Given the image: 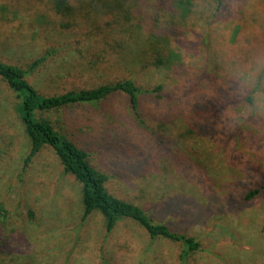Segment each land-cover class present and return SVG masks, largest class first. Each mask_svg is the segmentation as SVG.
Instances as JSON below:
<instances>
[{
  "label": "rangeland",
  "instance_id": "obj_1",
  "mask_svg": "<svg viewBox=\"0 0 264 264\" xmlns=\"http://www.w3.org/2000/svg\"><path fill=\"white\" fill-rule=\"evenodd\" d=\"M108 1L129 14L127 25L165 42L163 64L133 73L149 87L160 84L161 96L142 97L139 117L117 93L44 116L64 132L68 126L78 129L66 134L81 138L77 144L90 163L109 175L105 186L111 194L200 241L189 264H264V188L252 199L242 197L264 179V118L240 116L247 89L232 78L235 64L264 51L261 0H226L216 14L206 0ZM233 4L239 6L236 13L229 11ZM18 14L0 27V57L27 61L46 48L44 17L28 8ZM79 42L50 57L33 84L43 91L84 84L86 75L73 78L78 48L88 46ZM230 85L240 94L232 96ZM217 98L224 102L214 118L187 124L194 107ZM15 105L14 93L0 79V264L26 257L32 264H179L177 243L150 239L130 220L110 233L97 212L80 220L79 185L50 147L22 172L29 140ZM168 110L166 115L180 113L169 119L163 116ZM160 138L156 159L152 150ZM172 154L185 160V170Z\"/></svg>",
  "mask_w": 264,
  "mask_h": 264
},
{
  "label": "trees",
  "instance_id": "obj_2",
  "mask_svg": "<svg viewBox=\"0 0 264 264\" xmlns=\"http://www.w3.org/2000/svg\"><path fill=\"white\" fill-rule=\"evenodd\" d=\"M261 3L264 6V0ZM225 6L226 0H220L217 11ZM23 8H28L35 16L44 17L42 32L46 48L39 47L35 57L27 61L0 57V79L15 95L17 123L29 140L22 172L27 169L35 154L42 148L50 147L62 165L63 172L79 185L80 220H86L97 212L103 219L107 233L112 232L119 222L130 220L142 227L150 239L162 238L177 243L179 250L176 259L179 264H189L194 254L201 249L200 241L169 222L155 220L140 205L111 194L105 186L109 175L90 163L89 153L77 144L81 138L70 139L67 136L78 134V129L68 126L64 132L44 116L52 111L95 104L117 93L126 98L130 109L139 117L141 98L149 93L160 97L161 85L147 86L140 76L133 74L134 70L163 64L166 60L165 42L159 37L153 38L140 32L133 25H127L129 14L108 0H0V27L6 22L17 20L18 12H22ZM68 33L75 37H68ZM79 40L86 42L84 44L88 46L84 49L78 48L80 53L75 58L76 77L73 78L82 80L86 75L84 84L48 91L40 90L33 84L32 78H36L50 57L64 53L73 43L78 47ZM71 72V69H67L65 74L69 77ZM54 74L62 75L59 71ZM223 100L207 99L203 107H194L189 112V118L193 121H186L187 124L192 127L194 123L206 122L203 120L205 118H214ZM171 108L170 106L169 110ZM169 110L163 115L169 119L180 113L166 115ZM162 141L160 138L154 150L151 149L155 151L156 159L160 157ZM171 159L180 171L186 169L187 164L183 158L172 154ZM262 188L264 179L246 189L242 197L246 200L252 199ZM31 253L35 256V247H32ZM12 260L17 264L33 262L28 257Z\"/></svg>",
  "mask_w": 264,
  "mask_h": 264
},
{
  "label": "clouds",
  "instance_id": "obj_3",
  "mask_svg": "<svg viewBox=\"0 0 264 264\" xmlns=\"http://www.w3.org/2000/svg\"><path fill=\"white\" fill-rule=\"evenodd\" d=\"M210 6L212 14L217 13L220 0H206ZM239 6L233 4L229 11L236 13ZM232 78L238 83H242L247 91L243 93L248 101H245L239 109L240 116L247 119L249 116L264 118V51H258L243 64H235L232 69ZM231 87V95L240 94L239 87ZM240 121L238 120L237 123Z\"/></svg>",
  "mask_w": 264,
  "mask_h": 264
}]
</instances>
